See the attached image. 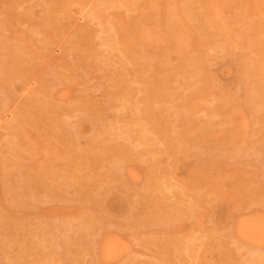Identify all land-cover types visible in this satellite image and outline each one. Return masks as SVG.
Masks as SVG:
<instances>
[{
	"label": "rangeland",
	"instance_id": "rangeland-1",
	"mask_svg": "<svg viewBox=\"0 0 264 264\" xmlns=\"http://www.w3.org/2000/svg\"><path fill=\"white\" fill-rule=\"evenodd\" d=\"M254 218L264 0H0V264H264Z\"/></svg>",
	"mask_w": 264,
	"mask_h": 264
},
{
	"label": "bare ground",
	"instance_id": "bare-ground-1",
	"mask_svg": "<svg viewBox=\"0 0 264 264\" xmlns=\"http://www.w3.org/2000/svg\"><path fill=\"white\" fill-rule=\"evenodd\" d=\"M237 234L241 239H243L248 243H255L258 245H262L264 244V223L261 220L255 218L244 220L239 223ZM105 243L106 244L102 248L103 249L102 254H104V257L107 256L108 258L110 255L112 256L113 254L116 253V251L118 250L117 249L118 244L116 242H105ZM107 258L105 257V259Z\"/></svg>",
	"mask_w": 264,
	"mask_h": 264
}]
</instances>
